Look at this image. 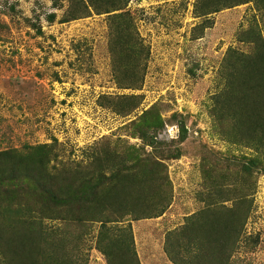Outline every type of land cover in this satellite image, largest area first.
Here are the masks:
<instances>
[{"label":"rangeland","instance_id":"374dc122","mask_svg":"<svg viewBox=\"0 0 264 264\" xmlns=\"http://www.w3.org/2000/svg\"><path fill=\"white\" fill-rule=\"evenodd\" d=\"M75 1L0 0V151L48 144L57 167L92 161L94 168L93 159L107 151L145 163L180 148L182 155L164 160L170 200L165 212L119 223L130 226L140 264H176L165 251L169 231L208 206L217 187L231 197L226 206L237 191L253 197L246 237L232 264H264V175L254 173L251 187L241 166L253 159L264 167V153L225 134L230 123L214 115L213 98L224 88L227 51L252 53L254 43L240 38L252 26L264 35V9L248 2L199 16L198 0H130L121 11L132 16L148 56L133 55L132 64L130 52L111 49L110 15L120 11L89 6L87 15L61 22ZM138 62L140 80L134 83ZM175 114L186 122L182 142ZM144 129L158 131L166 141L162 149L151 153L140 136ZM44 223L61 259L109 264L97 248L98 221Z\"/></svg>","mask_w":264,"mask_h":264},{"label":"trees","instance_id":"16d2710c","mask_svg":"<svg viewBox=\"0 0 264 264\" xmlns=\"http://www.w3.org/2000/svg\"><path fill=\"white\" fill-rule=\"evenodd\" d=\"M129 2L76 0L61 22L87 15L89 6L99 12L120 11L110 15L111 49L118 54L123 47L131 53L128 59L133 64V55H143L141 60L148 56L138 41L132 16L121 11ZM248 2L264 9V0H198L195 13L207 16ZM51 19H55L54 15ZM262 32L255 25L240 37L254 43L252 53L235 48L227 51L223 64L224 88L213 98L214 115L218 120H229L225 134L232 141L243 142L264 153ZM122 39L125 46L119 45L120 42L124 45ZM116 64L117 67L121 62L117 60ZM140 66L138 62L134 83L140 80ZM177 117V114L173 116ZM183 119H177L181 142L188 137ZM158 134L145 129L140 133L145 143L153 147L151 153L162 149L166 142ZM51 148L48 144H39L0 151V248L3 250L0 263L70 264L56 255L54 245L45 236L44 219H52L78 223L98 221L97 248L106 255L109 264H140L130 226L119 223L130 216L152 218L165 212L170 200L166 199L164 188L167 181L163 174L164 160L182 155L181 149L168 150L167 155L150 157L145 163L141 159L132 162L116 154L119 152L107 151L106 157L98 154L93 159L94 168L92 161L73 168L57 167L58 157L51 153ZM241 166L246 180L253 184L251 187L255 183L254 173L264 175V167H259L253 159ZM212 191L208 206L190 215L180 229L168 233L165 251L176 264H232L231 259L246 237L253 197L237 191L232 205L226 206L223 202L231 198L226 189L217 187Z\"/></svg>","mask_w":264,"mask_h":264}]
</instances>
